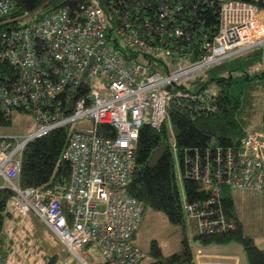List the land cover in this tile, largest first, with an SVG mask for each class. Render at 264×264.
Returning <instances> with one entry per match:
<instances>
[{
    "label": "built area",
    "instance_id": "built-area-1",
    "mask_svg": "<svg viewBox=\"0 0 264 264\" xmlns=\"http://www.w3.org/2000/svg\"><path fill=\"white\" fill-rule=\"evenodd\" d=\"M152 1L83 0L73 10L59 5L16 15L12 0H0V124L13 109L36 122L26 134L0 135V187L13 191L20 216L35 215L82 264H93L85 253L91 244L107 264H139L143 252L133 237L144 204L127 189L141 126L159 130L169 120L174 88L264 43V0H203L218 8L211 36L202 25L189 33L190 0ZM83 117L93 128L71 127L61 153L70 165L67 182L21 187L28 143ZM104 124L113 136L99 133ZM178 164L181 179L206 189L191 201L182 192V207L198 219L200 233L234 227L221 201L226 189L256 192L264 204V129L237 145L185 150ZM5 245L0 232V264Z\"/></svg>",
    "mask_w": 264,
    "mask_h": 264
},
{
    "label": "trees",
    "instance_id": "trees-1",
    "mask_svg": "<svg viewBox=\"0 0 264 264\" xmlns=\"http://www.w3.org/2000/svg\"><path fill=\"white\" fill-rule=\"evenodd\" d=\"M12 1L13 14L19 15L59 5L73 10L83 0ZM186 2L188 0H184ZM189 4L194 10V17L189 19V33L193 34V30L202 25L211 36L218 23V8L205 4L203 0H190ZM262 59L261 50L256 46L208 67L200 75L173 89L168 104V123L165 122L159 130L143 123L135 144V170L127 190L131 196L143 202L144 209L148 206L160 210L172 223L184 222L169 132L180 162L185 150L190 153L195 150L204 152L209 146L237 145L249 131L264 129V71L256 70L257 63ZM8 122L9 119H4L1 124ZM71 127L54 128L28 143L21 161V187L46 189L67 182L70 165L61 157V153ZM97 128L99 133L106 136H113L115 132L110 125ZM181 182L187 201L205 196L206 189L198 181L183 177ZM12 196L11 189L0 187V232L4 234L5 223L17 213L14 208L8 207ZM221 201L225 211L234 218V227L199 233L195 239L203 245L238 242L242 245L248 264H264V248L258 247L251 237L243 234L242 222L236 215L230 190L224 191ZM16 215L21 217L18 213ZM150 252L155 259L148 264H178L195 259L186 240H182L179 251L167 257L162 256L157 243L152 244ZM44 264H58L56 256L46 257ZM97 264L107 263L102 261Z\"/></svg>",
    "mask_w": 264,
    "mask_h": 264
},
{
    "label": "rangeland",
    "instance_id": "rangeland-1",
    "mask_svg": "<svg viewBox=\"0 0 264 264\" xmlns=\"http://www.w3.org/2000/svg\"><path fill=\"white\" fill-rule=\"evenodd\" d=\"M257 48H260L262 58H264V43L258 45ZM256 70L264 71V59L257 63ZM71 126L76 129L90 130L93 128V121L88 117L78 118L71 122ZM35 127L36 122L30 112L13 109L9 122L0 124V135H23L34 130ZM168 137L174 159L177 185L183 203L181 171L178 169V159L172 146L170 132ZM230 194L234 200L236 215L242 222L243 234L251 237L258 247L264 248V204H262L261 196L256 192L242 189H230ZM8 207L13 208L11 200ZM183 212L184 222L172 223L164 212L145 207L139 227L133 237V244L143 252V258L139 264H148L155 259L150 252L153 243H157L162 256L167 257L180 250L182 240H186L193 257L198 260H196L197 263L248 264L242 245L238 242L232 241L221 245L201 244L195 239V236L200 233L198 219L189 217L185 209ZM226 213L231 215L229 212ZM16 214L14 218L5 223L3 228L6 234L5 264H44V259L52 255L56 256L58 264H82L73 254L65 250L60 251L59 240L35 215L18 217ZM85 253L87 254L86 260L93 264L103 261L101 253L93 244L85 248ZM199 258L202 259L199 260Z\"/></svg>",
    "mask_w": 264,
    "mask_h": 264
},
{
    "label": "crops",
    "instance_id": "crops-1",
    "mask_svg": "<svg viewBox=\"0 0 264 264\" xmlns=\"http://www.w3.org/2000/svg\"><path fill=\"white\" fill-rule=\"evenodd\" d=\"M45 226V225H44ZM46 227V226H45ZM47 228V227H46ZM48 229V228H47ZM49 230V229H48ZM50 231V230H49ZM51 232V231H50ZM52 233V232H51ZM53 234V233H52ZM61 244V243H60ZM61 246V250L60 251H64V249H63V247H62V245H60ZM67 252V251H66ZM67 253H69V252H67ZM70 254V253H69ZM200 259H202V258H199V260ZM195 260H197L196 258H195ZM198 261V260H197Z\"/></svg>",
    "mask_w": 264,
    "mask_h": 264
},
{
    "label": "water",
    "instance_id": "water-1",
    "mask_svg": "<svg viewBox=\"0 0 264 264\" xmlns=\"http://www.w3.org/2000/svg\"><path fill=\"white\" fill-rule=\"evenodd\" d=\"M61 202H62L63 205L65 204V200L64 199H61Z\"/></svg>",
    "mask_w": 264,
    "mask_h": 264
},
{
    "label": "bare ground",
    "instance_id": "bare-ground-1",
    "mask_svg": "<svg viewBox=\"0 0 264 264\" xmlns=\"http://www.w3.org/2000/svg\"><path fill=\"white\" fill-rule=\"evenodd\" d=\"M172 142H173V140H172ZM182 180V179H181Z\"/></svg>",
    "mask_w": 264,
    "mask_h": 264
}]
</instances>
